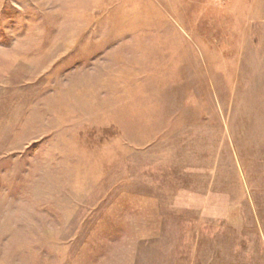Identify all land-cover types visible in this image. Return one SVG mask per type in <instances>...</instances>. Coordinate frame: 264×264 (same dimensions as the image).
I'll use <instances>...</instances> for the list:
<instances>
[{
    "label": "rangeland",
    "instance_id": "374dc122",
    "mask_svg": "<svg viewBox=\"0 0 264 264\" xmlns=\"http://www.w3.org/2000/svg\"><path fill=\"white\" fill-rule=\"evenodd\" d=\"M0 264H264V0H0Z\"/></svg>",
    "mask_w": 264,
    "mask_h": 264
}]
</instances>
